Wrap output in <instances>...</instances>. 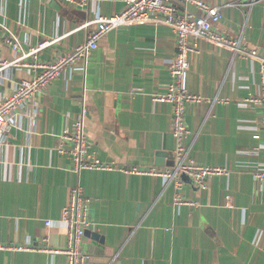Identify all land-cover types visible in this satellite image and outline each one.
<instances>
[{"label": "crops", "instance_id": "1", "mask_svg": "<svg viewBox=\"0 0 264 264\" xmlns=\"http://www.w3.org/2000/svg\"><path fill=\"white\" fill-rule=\"evenodd\" d=\"M205 1L221 5L216 28L241 36L264 58V0ZM123 7L124 0H90L81 8L58 0H0V61L51 41L26 59L32 65L0 70V102L41 64L84 42L95 27L84 23ZM8 32L18 37V51L4 42ZM176 42L174 30L162 24L111 29L87 59L66 66L15 112L10 131L0 134V264H66L64 252L37 247L65 248L60 218L77 184L89 199V229L105 238L109 264H264V182L255 178L264 163L254 138L260 106L248 100L260 93L258 58L206 40L189 56L186 85L201 98L186 107L191 155L227 169L210 176L205 189L184 180L178 194L195 204L176 203L172 183L132 170L174 164L172 105L154 96L171 81ZM84 105L88 137L113 169L76 172L57 150L60 132ZM83 246L91 254L88 264H107L91 237L85 235Z\"/></svg>", "mask_w": 264, "mask_h": 264}, {"label": "built area", "instance_id": "2", "mask_svg": "<svg viewBox=\"0 0 264 264\" xmlns=\"http://www.w3.org/2000/svg\"><path fill=\"white\" fill-rule=\"evenodd\" d=\"M90 0H58L59 3L71 8L85 7ZM192 3L200 10L195 14L188 9L183 13L179 6L169 0H124L121 11L109 16H98L82 25L95 27L89 30L84 42L77 44L72 50L58 59L41 64L42 70L32 78L22 79L16 85L10 97L0 102V134L10 131L13 115L25 101L38 92H42L66 66L80 58L87 59L90 53L98 48L101 36L107 31L133 24L155 23L169 26L177 36L176 54L169 64L171 81L166 90L154 96L155 100L169 102L172 105L171 131L175 138L174 164L168 167H152L147 169L133 168L137 173L160 176L164 184H173L177 194L175 202L190 203L184 200L178 191L184 184L183 175H187L197 188L205 189L208 178L215 174L226 173L227 169L219 165H204L197 162L191 155V143L188 142L190 130L186 122V107L191 101H200L199 95L188 90L186 74L190 66V54L199 52V43L206 40L212 44L231 49L234 54L260 60V93L250 96L248 100L256 101L260 106L258 129L254 138L260 140V148L264 149V58L258 57V50L244 44L242 37L233 38L216 28L222 17L221 5L210 4L205 0H183ZM255 1V0H254ZM4 42L15 51L21 48L18 37L13 32L4 35ZM51 43L45 40L29 51H23L10 61H0V70L8 66L32 65L26 59ZM89 115L87 106L76 114L71 124L64 126L59 134V153L69 156L72 168L79 172L82 169H113L111 163L101 160L98 151L93 147L86 132V118ZM255 178L261 185L264 182V163L255 172ZM61 222L66 225L67 242L64 249L37 247L49 252L62 251L66 255V264H88L91 254L82 248L85 232L91 227L89 218V199L84 187L77 184L70 189L69 200L62 210ZM53 225L51 220L46 222ZM19 249L32 248L20 245Z\"/></svg>", "mask_w": 264, "mask_h": 264}, {"label": "water", "instance_id": "3", "mask_svg": "<svg viewBox=\"0 0 264 264\" xmlns=\"http://www.w3.org/2000/svg\"><path fill=\"white\" fill-rule=\"evenodd\" d=\"M176 2L182 6H186V8L190 9L191 12H196L197 8L194 4L192 3H185L183 0H176ZM183 179L186 181H189L190 178L187 175H183ZM85 235L88 237H91L93 239V242L95 243L97 250L96 252L99 251V253H103L104 255H107L108 258L105 260L107 264H109L111 262V254L109 252V250L106 248V244H105V238L103 235H101L100 233L96 232V231H92L91 229H87L85 232ZM83 249L86 251H89V248L87 249L85 246H83ZM91 251V250H90Z\"/></svg>", "mask_w": 264, "mask_h": 264}, {"label": "rangeland", "instance_id": "4", "mask_svg": "<svg viewBox=\"0 0 264 264\" xmlns=\"http://www.w3.org/2000/svg\"><path fill=\"white\" fill-rule=\"evenodd\" d=\"M181 12L183 13L184 12V9L181 7Z\"/></svg>", "mask_w": 264, "mask_h": 264}]
</instances>
